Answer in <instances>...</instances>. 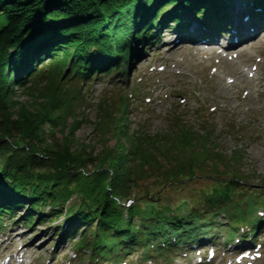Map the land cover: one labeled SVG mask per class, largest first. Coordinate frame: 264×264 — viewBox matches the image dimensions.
<instances>
[{
  "label": "trees",
  "instance_id": "16d2710c",
  "mask_svg": "<svg viewBox=\"0 0 264 264\" xmlns=\"http://www.w3.org/2000/svg\"><path fill=\"white\" fill-rule=\"evenodd\" d=\"M179 1L227 27L218 9L228 0H0V224L63 213L62 237L79 235L78 257L91 251L89 262L116 263L216 240L219 228L227 241L248 237L264 224V179L250 183L245 152L223 154L208 123L196 129L173 115L166 131H131L122 94L100 105L92 142L76 137L84 100L69 81L122 73L146 45L160 44L156 32L185 29L191 15L169 11ZM144 79L136 78L139 92ZM193 180L207 184L186 194ZM172 191L180 199L162 203Z\"/></svg>",
  "mask_w": 264,
  "mask_h": 264
},
{
  "label": "rangeland",
  "instance_id": "374dc122",
  "mask_svg": "<svg viewBox=\"0 0 264 264\" xmlns=\"http://www.w3.org/2000/svg\"><path fill=\"white\" fill-rule=\"evenodd\" d=\"M243 1H231L242 9L234 10V19L238 21L250 13L245 10L250 0L241 4ZM177 3L186 10L185 15L192 17L187 31L200 34L199 31L205 27L201 22L206 20L205 15L192 12L181 5V1ZM176 7L171 6L169 11L176 10ZM250 19L247 23L242 21L248 31L255 32L246 43L228 46L230 31L225 35L211 33V36L216 34L213 38L216 42L207 48L184 46L185 42L176 41L178 35L174 31L161 30L156 32L160 44L148 48L146 45L142 50L144 59L131 60L128 70L126 68L122 73L111 71L103 77L92 74L93 77L69 81L70 85L74 83L82 90L84 100L78 111L81 124L76 130V137L92 142L100 105L108 100L112 106L119 102L122 94H126L128 102L132 103L130 112L125 116L131 131L143 130L153 134L166 131L173 127L170 122L173 115L189 121L196 129L208 123L206 128L214 132L219 150L229 155L233 150L242 149L245 152L243 172L249 174L250 183H261L264 179V28L259 29ZM138 76H146L141 82L143 92L135 88ZM118 78L120 81H117ZM14 88H18L16 83ZM29 98V92L20 91V100ZM95 147L99 149L98 145ZM206 184L203 180H193L185 188V193ZM167 194L166 201L163 199L162 203L168 201L173 204L182 196L173 191ZM219 218L221 221L225 219L223 215ZM16 220L6 217L5 230L0 229V264H88L91 251L80 257L74 253L79 235L75 242L62 237L65 228L63 213L55 219H37L31 226L21 223L20 217ZM223 231L220 228L216 230L218 243H214L215 258L204 256V264L210 259V264H264V229H260L257 235L263 243L259 257L246 258L241 262L232 254L234 245H225ZM205 242L212 243L210 239ZM138 253L128 255L127 259L135 262ZM178 254L177 264L198 262L196 251L186 257L182 248ZM160 261L162 259L154 263Z\"/></svg>",
  "mask_w": 264,
  "mask_h": 264
},
{
  "label": "bare ground",
  "instance_id": "6f19581e",
  "mask_svg": "<svg viewBox=\"0 0 264 264\" xmlns=\"http://www.w3.org/2000/svg\"><path fill=\"white\" fill-rule=\"evenodd\" d=\"M243 2H245V0ZM249 7H251V5H250V3H247V8H249ZM234 8H235V6H234ZM247 8H245V9H247ZM247 10H250V9H247ZM218 11H221V10H218ZM255 16H256V18L263 19L264 18V8L260 9V11L257 14H255ZM230 19H232V21L228 22L227 27L225 29H223V31H226L227 28H228V30H231L233 28L232 29L233 32H231V39L230 40L228 39L229 40V44L232 45L235 40H237V42H239V40L242 39V38H244L243 39V42H244L245 39H248V38L252 37L254 32L252 33L250 30L248 31L247 28L244 27V23H242V21H240V20L236 21V19H234L232 17ZM192 23H194V22H192ZM239 26H240V28H239ZM233 33L238 34V36L236 35L237 36L236 37ZM232 38H234L235 40L234 39L232 40ZM186 46H190V45H186Z\"/></svg>",
  "mask_w": 264,
  "mask_h": 264
}]
</instances>
